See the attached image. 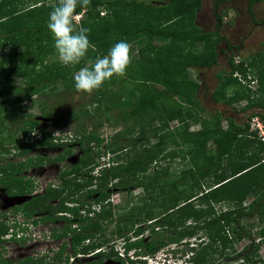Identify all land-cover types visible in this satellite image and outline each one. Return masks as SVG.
<instances>
[{
	"label": "trees",
	"instance_id": "trees-1",
	"mask_svg": "<svg viewBox=\"0 0 264 264\" xmlns=\"http://www.w3.org/2000/svg\"><path fill=\"white\" fill-rule=\"evenodd\" d=\"M135 1H141L138 3L139 7L149 16L151 15L152 24L141 26L139 32L130 34L131 24L127 20L131 17L119 14L118 11L114 12V18L109 14V22H102L101 25L92 19L87 25L88 21L85 22L84 18L81 25L90 29L89 39L95 46L94 50L90 49L80 64L69 66V72L52 70L51 73L49 72V76H43L40 79L34 78L35 69L29 67L28 64L31 60H34L36 66L44 63L43 61L52 48L47 45H54L53 35L47 27L49 17L46 16V12H51L58 0H54L52 4L38 2L41 4L27 10H17L14 8V3L7 6L8 0H3L0 3V41L2 43L0 57L3 55L7 59V66L0 61V69H4L3 72L7 70L0 76V154L11 153L10 149L6 147L9 142L2 135L6 131L5 123L8 120L7 117L11 116L10 113L14 115V120L21 118L22 123L19 128L22 136L14 142L13 146L15 147L13 153L15 157L29 155L38 146L63 147L67 145L60 137L53 136L49 130H39L40 126L43 125L46 128L58 126L69 117L75 121L80 118L85 121L86 118L91 117L88 108H82L81 116L72 110H67L63 115L59 114L61 111H57L55 113L57 117H52V112L44 104L39 103L42 117L49 119L40 124L32 114L24 113L26 110L24 111L23 106H20L22 102L30 101L33 96L45 94L47 89L55 85H61L63 90L62 92L52 91V96L60 97L64 92L67 94L78 92L75 89L73 75L82 67L91 68L97 57L102 58L107 55L111 47L120 41L130 43L142 36H147L149 40L153 37L168 40L161 48L162 50L151 45L147 46L143 50L142 56L136 60V65L132 68H128V66L126 74L123 77H118L122 82H117L119 79L114 76L94 94V101L99 105L94 112H100L101 116L99 115V117L103 115L105 121L112 120L115 125L124 124V130L116 132L112 136L113 139L120 140L121 136L129 137V134L132 133L136 134L137 139H131L127 144L117 143V145L110 146V144H104V138L96 129L87 130L80 124L77 134L74 136V142L81 147L83 154L78 157L77 164L71 170L60 173L59 185H56L55 188L49 187L44 194L32 196L21 205L15 206L14 213H20L25 218L32 219L34 223H37L38 218H40L39 221L53 223L64 220L65 224L61 233L55 237L59 239L68 237L70 252L73 255L93 252L112 243L110 238L100 236L101 233H105L103 226L111 224L117 215L111 207V189L118 192H130V188L133 187L142 189L148 194L159 180L164 179L162 175H159L161 169L168 168L165 166L151 176H136L137 173L147 171L143 166L155 162L166 148L193 144V149L186 152L183 158L187 157L194 165L182 171L165 192L162 190L164 197L159 202L151 204L148 202L149 198L148 203L145 202L139 207H131L129 211L119 215L118 219L115 218L116 226L112 232L113 236L124 241L126 250L135 249L142 255L149 256L154 255L168 244H183L181 242L185 238L193 237L197 230H202L206 233V237L200 238V242L190 248L192 256L189 259V264H223V259L230 262L229 264H264V259L258 255L259 242H255V238H258L260 243H264V226L256 227L264 222V164L262 163L264 142L248 136V123L237 124L231 117L227 118L228 126L223 130L220 126L223 116L221 113L216 115V121L202 120L200 130L189 131L188 123L196 116L194 107L198 106L197 92L200 85L197 81L189 78L187 72L197 68L211 67L217 63L216 46L223 40L219 33L223 22L217 17L216 30L212 34L202 32L195 24L193 15L201 7V0H168L166 4L151 2V0H148L150 2L147 0H91L87 8L78 6L76 11L79 14L85 10L84 16L87 14L91 18L99 19V8L110 11L122 4H124L123 6L135 5ZM214 1L215 5H218L226 0ZM263 1L248 0L247 11L253 24H264V16L257 24L258 21L252 11V6L255 3ZM2 16L4 17L2 18ZM9 18L10 20L6 22ZM34 32L41 33V38L35 39ZM113 37L115 38L113 39ZM7 41H11L13 47L4 53ZM41 42L46 44L48 51L40 46ZM197 46L204 50V54L198 55ZM227 48L233 49L229 43ZM223 51L221 50L219 53ZM86 60L89 61V66L86 65ZM48 66L45 67L49 70ZM253 66L254 64L251 62L233 64L230 72L224 73L225 81L220 84L223 90L212 94V99L216 103L223 102L229 106L245 100V110L256 109L251 115L259 116L264 122V99L259 98L254 101L249 93L250 90L237 91L238 89H234L238 86L246 87V85L242 86L236 77H233L234 72L238 71L245 77V69ZM263 72L264 69L258 70L255 72L257 75L253 77L258 82V91L261 96L264 94ZM18 80L21 81V85L17 84ZM114 86L117 88L113 89ZM157 86L161 89H158ZM227 86L237 92L228 96ZM180 98L185 102H181ZM31 102L35 103L33 99ZM60 102L61 100L58 102V106L61 104ZM115 110H117V114L113 116L112 113ZM175 120L179 122L178 125L169 128V123ZM82 123L84 124V122ZM154 123H158V125L154 127ZM32 132H36L35 136L40 134V139H30ZM151 137L157 141L148 145ZM209 141L215 144V148L210 152L206 149ZM142 143H145L146 146L136 150ZM102 145L110 157L111 164L99 175L93 176L91 172L99 165L101 157L99 153ZM130 147L139 152L135 156L121 155ZM240 148L242 151L238 150ZM232 152L237 154L233 155ZM240 152L243 153L238 155ZM207 153L210 155L205 157ZM71 155L72 151L67 150L60 158L50 159L40 156L34 157V159L33 157L27 158L24 162H7L4 166L0 165V187L8 195H12V191L15 192L14 195L18 196L30 195L37 186L32 178L25 175L19 177L23 168L27 171L28 168L36 167L44 162L62 161ZM226 158L228 163L226 166H222ZM204 159L208 162L199 165L198 162ZM86 168L88 171L84 172ZM211 176L214 184L200 192L201 196L195 194L193 188L200 187L199 179L204 180ZM97 182L100 183L97 184ZM93 184L95 188L88 190L87 198H72L80 190L91 187ZM62 193L66 194L65 197L68 199L60 201L59 197ZM250 194L254 195V200L244 206V201ZM198 198L204 199L207 204L209 201H214V205L219 208V213L214 215L209 204L208 210L201 206H199L200 208L194 206L193 201ZM54 201L56 202L53 203ZM69 201L76 206L67 207L65 203ZM58 212L69 213L71 219L56 217ZM140 215L145 218L147 229H145L146 227L133 229L139 223ZM35 216L37 217L35 218ZM193 216L196 221L202 218L204 220L201 223L193 222L194 225L186 226L185 230H178L179 227L185 225L187 219ZM244 217H256L258 224H250L245 227L242 225ZM173 219L174 222H172ZM74 223L76 228H71ZM253 228H256L255 235H251ZM5 229H8L7 226L0 224V235H5ZM144 229L150 232L149 238L145 240ZM159 230L162 233L170 231V234L164 238ZM127 231H130L128 236L125 235ZM242 239L248 240L249 245L244 246L239 253H236L232 248L233 244ZM85 241L89 243L84 245ZM185 245L188 244L185 242ZM66 247L64 243L60 248L61 252ZM229 248L232 249V252H228ZM112 254V251L95 254L94 261L87 264H101L102 260L114 257ZM67 258L64 260L65 264H68ZM116 259L120 264H126V261L121 258ZM43 261L44 259L28 257L15 262L0 259V264H43ZM144 263L142 262V264Z\"/></svg>",
	"mask_w": 264,
	"mask_h": 264
},
{
	"label": "rangeland",
	"instance_id": "rangeland-1",
	"mask_svg": "<svg viewBox=\"0 0 264 264\" xmlns=\"http://www.w3.org/2000/svg\"><path fill=\"white\" fill-rule=\"evenodd\" d=\"M3 0H0V3H2ZM128 1V0H127ZM168 0H151V2L156 3H162L166 4ZM38 2H43L44 4H49L52 2L51 0H11L7 3V6H11L12 3H14V8L17 10L21 9H30L31 7H35ZM139 2L141 1H135V5L131 6H123L124 4L118 6L117 8H114L113 10L108 11L105 8H99L98 10L99 15L100 13H104L103 16L100 15L99 19L96 17L91 18L90 15L88 16L85 14V22L90 23L91 19L94 22H99L101 25L102 22H109L108 16L110 14L111 17L114 18L115 11H118L119 14H126L131 18H128V22H130L131 27H129V33L133 34L135 32H139V29L141 26H147L148 23L152 24V19H150V16L148 13L144 12L139 7ZM147 2H150L147 0ZM248 0H226L225 2H222L218 5H215L214 0H201V7L198 11H195L193 14V11H191V14L195 17V24L202 30V32H208L213 33L216 30L217 25V17L221 19V22H223V25L219 29V33L222 36L223 40L220 41L216 46V51L218 52V57H214L216 59V64L212 65L211 67H203V68H197L196 70H189L188 77L192 78L194 81H197L200 85L198 92H197V102L198 106L194 107L195 117L188 123L189 125V131L195 132L200 130L202 120H209V121H216V115L218 113H221L223 116L221 118L220 126L223 130L228 126L227 118L231 117L233 120L240 125H243L244 123H248V136L250 138H254L256 140H259L256 135H253L249 131V122L248 120L252 117L251 113L256 109H247L245 110L246 101L242 100L241 102H236L233 104V106H229L223 102L216 103L212 99V94H216L217 92H221L223 88L221 89V82L225 81L224 73H229L231 70V66L236 64V61L243 62L242 59H244L245 63L247 64L249 62L253 63L254 66L249 69H245V73H248V75L253 78L255 75H257L255 72L258 70L264 69V24L260 25L259 21L264 16V1L255 3L252 6V11L254 13L255 19L258 21L256 25L253 24L248 11ZM7 8V7H6ZM46 12V11H45ZM50 12H46V16L49 17ZM4 16H2L3 18ZM5 20V19H2ZM10 20L7 19L6 22ZM106 20V21H104ZM1 22V20H0ZM34 23L32 22V25ZM102 28V26H101ZM35 33V32H34ZM103 33V28H102ZM35 39L41 38V33H35L34 35ZM115 37H113L114 39ZM152 42V43H151ZM168 42L166 39L153 37V39L149 40L147 36H142L137 38L136 40H132L129 44L131 45V63L128 65V68H132L136 65V60L142 56L143 50L149 45H151L154 48H158L162 50L161 48ZM7 45L4 53L8 52L11 47H13V43L11 41L5 42ZM230 44L233 49L229 50L227 48V44ZM0 41V45H1ZM39 48H43L44 50L48 51V47H52L50 49V53L48 56H46V59L43 61L44 63H40L36 66L34 60H31L28 64L29 67H32L35 69L34 71V78L40 79L43 76H49L51 71L53 70H60L62 71H68L70 70L69 66H64L58 59V55L56 53V50L54 48V45H47L44 44V42H41V47L37 45ZM34 48V47H33ZM224 50L222 53H219V51ZM152 52V51H151ZM197 52L198 55L204 54V50L200 46H197ZM211 54V53H210ZM205 57V55H203ZM32 58V57H30ZM201 60L202 57H200ZM0 61L3 65L7 66V59L1 55ZM232 61L233 63H231ZM56 64V65H54ZM89 61L86 60V65L89 66ZM48 66L49 70L46 69L45 66ZM4 69H0V76L6 73L3 72ZM32 72V71H31ZM30 72V74H31ZM50 72V73H49ZM74 76V75H73ZM264 76V72H263ZM1 78V77H0ZM118 78V77H117ZM119 81L122 82L121 78H118ZM1 83V79H0ZM19 85H21V81L18 80ZM244 86V85H242ZM245 87V86H244ZM117 88V86H114L113 89ZM158 89H161V87L157 86ZM227 95L236 93L237 91H242V89H248L250 90L249 93L252 98L255 100H259V98L264 99L263 96L260 95V91H258L259 85L258 82L249 83L245 88H234L238 89L235 91L232 87L227 86ZM61 85H55L52 88H49L46 90L45 94H42L41 96H33L35 99V103H32L30 101H24L20 106H23L24 113L27 115L32 114L35 119L39 120L40 124L47 122L49 119H46L45 117H42V113L39 107L40 104H44L46 108H48L49 111H51L53 114L52 117H57L55 114L57 111H61L62 114L67 110H72L77 115L81 116V111L85 109L90 110V118H86L84 121L83 118L76 119V121L72 118L65 119L60 125L46 128L43 125L40 126L39 130H49L51 134L55 136H61L66 137L70 139L68 143H66V146L63 147H47V146H38L35 147V149L29 153V155H26L24 157L20 156H14V142L21 138L22 133L20 131L21 126V118L13 119L14 115L12 113L11 116H8V120L5 123L6 131L4 132L3 137L7 139L9 142L6 144V147L10 149V154H0V165H6L7 162H24L27 158L34 157L38 158L42 156L43 158L47 157L50 159H54L55 157L60 158L63 156L67 150L72 151V156H70L67 159L59 161H52L53 163L48 164L44 162L43 164H39L34 169H31L26 171V175L33 178L35 182H37V188L42 187L41 183L49 180H53L52 178L54 176H58V174L61 172V170L70 167V165L75 164L78 157L82 153L81 147L74 142V136L77 134L78 126L82 124L84 128H87V130L96 129L97 132L104 138V144H110V146L117 145V143H124L127 144L131 139H137L135 137L136 134L132 133L129 134V137L121 136L120 140L113 139V135L120 131L122 132L124 130V124L115 125L112 123V120L105 121L104 117L101 116L100 112H94L96 108H98V104L96 101H94V94L96 93V90L92 94L84 93V92H69L68 94L64 92V94L58 96H52V91H58L62 92ZM215 92V93H214ZM219 95V94H218ZM63 98V99H62ZM61 100V104L58 106V102ZM181 102H185L184 99H179ZM38 102V105H37ZM43 105V106H44ZM83 108V109H82ZM256 108V107H255ZM260 112H263V110H260ZM264 113V112H263ZM113 116L117 114V110L112 113ZM74 115V113H73ZM25 118V117H24ZM74 118V117H73ZM84 122V124L82 123ZM98 123H100L98 125ZM178 121H172L169 123V128H173L176 125H178ZM158 123H154V127L157 126ZM157 139L151 137L148 141V145H151L155 143ZM102 145L100 147V163L103 164L106 163L108 158L106 151ZM146 146L145 143H142L138 145V148L136 150H140V148H143ZM132 147L129 148L128 151H123L121 155L129 154L128 156H135L138 152L136 150H132ZM215 148V144L212 141L207 142L206 149L213 150ZM193 149V144L191 145H184V146H171L169 148H166L155 160V162H152L151 164H148L147 166L144 165L143 168L147 171L144 173H137L136 176H151L155 174L156 172L160 171L161 168L167 167L168 169H161V172L159 175H162L164 177L163 180H159L154 187L149 191L147 194L142 189L137 188H130V192L128 191H120L118 192L115 189H111L112 193L110 196L111 201V207L113 208V212L117 214L113 218V222L111 224H105L103 226V229H105V233H101L100 236L103 238H110L111 242L115 241V237L113 236V230L115 228V218L118 219L119 215L124 214L126 211H129L131 207H139L145 202H150L151 204L154 202H159L160 199L164 197L165 190L168 189L171 182H173L176 178L179 177L182 171L187 170L189 167L193 166L194 163L189 161V159L183 158V155ZM242 151V148L238 149ZM130 151V153H129ZM104 153V155H103ZM243 152H240L238 155H241ZM233 155H236L237 153L232 152ZM175 155V156H174ZM210 154L207 153L206 156ZM122 159V158H121ZM124 161V159H122ZM227 161V158H226ZM223 161L222 166H226L227 162ZM157 162V164H155ZM198 162V161H197ZM206 161L205 159L203 161L198 162L199 165L204 164ZM45 176V178L42 180H38L40 177ZM96 183V182H95ZM100 182H97V184ZM200 187H194L193 191L194 193L198 194V196H201L200 192H203L208 189V186H211L214 184L212 176L210 178H206L204 180L199 179ZM109 187V186H108ZM95 188V187H93ZM182 188V187H180ZM187 189H189L187 187ZM3 188L0 187V224H5L7 226V230L5 229L4 233L5 235H0V257L5 259H10L12 262L22 260L25 258H36V259H44L43 264H65L64 260L66 257L69 258L71 255L70 252V245H69V238L65 237L62 239H59L55 237L57 234H60L62 231V227L64 224H62L60 221L57 223L53 222H43L39 221L40 218L37 219V223H34L32 219H27L20 213H14V208L17 205H21L23 202H26L31 195L33 194H25L24 196H18L14 195L15 192L12 191V195H8L7 193H4L2 191ZM162 190L164 192H162ZM205 193V192H204ZM79 193H76L72 198H77ZM150 196V197H149ZM60 201L64 199H68L65 197V195H61L59 197ZM254 200V195L250 194L245 199L244 206H247L250 202ZM56 202V201H54ZM147 202V203H148ZM214 202V201H213ZM209 201L208 204L211 206V210L214 212V215L219 213V208L214 205V203ZM68 204V203H66ZM158 204V203H157ZM156 204V205H157ZM194 206L197 208H204L205 210H208V204L205 202L204 199L198 198L197 200L193 201ZM235 205V204H234ZM155 206V205H153ZM225 207V206H224ZM12 217H14L15 223L12 224L11 220ZM37 216H35L36 218ZM43 217V216H42ZM142 215H140V220L137 225L133 227L135 228H144L146 227V222L144 221L145 218ZM34 219V218H33ZM204 219H198L197 221L194 220V216L187 219L184 226H181L178 228V230H185L186 226H193V222L201 223ZM175 220L173 219L172 222ZM143 224V225H141ZM250 224H258V220L256 217L252 218H243L242 219V225L247 227ZM264 226V222L262 224L256 225V227H262ZM147 229V227L145 228ZM144 229V240L148 239L150 236V232L148 230ZM159 232L162 233L161 230ZM256 228L251 229V235H255ZM132 233V232H131ZM127 236L130 234V231H127L125 235ZM164 238L170 234V231L163 232L162 233ZM206 237V233L202 230H197L195 235L193 237L185 238L184 241L181 243H187L188 246L184 244H168L170 248H175L178 250L180 254L186 255L188 252V248L190 246H194L198 243L200 238ZM157 239V238H154ZM65 242L67 244V247L63 252H61V243ZM206 241V240H205ZM255 242L259 244V251L258 255L260 258L264 259V243H260L258 238H255ZM87 244V242H85ZM122 240L117 241L115 245L114 252H117V256L122 258L123 260H126L122 255V249H121ZM249 242L246 239H242L238 242H235L233 244V249L236 251V253H239L244 246H248ZM109 247H107L108 249ZM166 247L164 248V250ZM55 252H57V255H55ZM109 252H111L109 250ZM228 252H232V249L229 248ZM191 255L190 253H188ZM113 255V254H112ZM154 257V256H153ZM95 256L85 258L83 261L81 260H75L78 264H84V263H90L94 261ZM118 260L115 257H110L104 259L102 264H118ZM223 264H229L226 259H223Z\"/></svg>",
	"mask_w": 264,
	"mask_h": 264
},
{
	"label": "clouds",
	"instance_id": "clouds-1",
	"mask_svg": "<svg viewBox=\"0 0 264 264\" xmlns=\"http://www.w3.org/2000/svg\"><path fill=\"white\" fill-rule=\"evenodd\" d=\"M90 2L91 0H58L57 5L53 7V10L49 14V21H48L47 27L53 35L54 48L58 55V59L64 66H76L80 64V62L86 57L89 50L90 49L94 50L95 46L91 43L89 39L90 29L87 27H83L81 25V18L83 17L85 10H83L79 14H77V11H76L78 6L82 8H87L90 5ZM131 59H132L131 45L129 43L125 41H120L114 44L109 50L107 55H104L102 58L97 57L95 59L91 68L82 67L79 69L78 72L74 74L75 89L78 92L92 94L95 90H98L99 88H101L106 81L110 80L114 76L123 77L126 74V69L128 65L131 63ZM242 61L245 63L244 59H242ZM235 63H236L235 65H238L241 62L236 61ZM233 77H236L242 83V85H246V86L249 85V83H253L256 81V79L251 78L248 75V73H245V77H244L238 71L234 72ZM246 80H248L249 82L247 83ZM33 99L35 98L33 97ZM35 135H36V132H32L30 139H35V138L40 139V134L38 136H35ZM57 137H60L63 143H68L69 141H71L70 139L66 137H61V136H57ZM100 158H99V165H97L94 168L95 169L94 173H92L93 176L99 175V173L102 170L108 168L111 164L109 161V158H110L109 155L107 156L108 160L106 163L104 162L103 164H101ZM48 164H51V163H48ZM69 168L70 167H68L67 169ZM65 170L66 169H63L61 170V172ZM60 173L58 174V176H54L52 178L53 180H49V181L47 180L43 183V185L41 183L42 187L40 188L36 187L34 191L31 193L33 194L31 195V197L36 196V194L37 196L40 195L43 188L44 189H47L49 187L55 188L56 185H59ZM44 178L45 176H42L38 180H41V179L43 180ZM35 183L37 186V182ZM51 185H54V186H51ZM67 203L68 204L65 203L67 207L73 208L76 206V204L70 203V201ZM56 217L71 219V215L67 212H58L56 214ZM11 222L12 224L15 223L14 217H12ZM54 223H57V222H54ZM71 228H76V224L75 223L72 224ZM117 241L119 240L116 239L114 242H112L109 245L110 247L108 249L106 247H102V248L94 250L93 252L90 251L86 254H77V255L71 254L69 258H67L68 264H78L77 262H75V260L83 261V259L85 258L87 259L89 257L95 256V254H98L100 252H109V250L113 252L115 258H120L117 256V252H114V249H115L114 244ZM85 242H87V244L89 243L88 241H85ZM85 242H84V245H87L85 244ZM199 242L200 240L198 241V243ZM64 243L65 242L63 241L61 243V246ZM123 243L124 241L122 240V244H121L122 255H124L123 256L124 258L126 255V260H123L122 258L121 259L123 261H126V264H141L140 260H143L144 258L149 259V261L144 264H189V259L192 256L191 251L188 252L191 255L187 253L186 255H183V256L182 255L176 256V251L178 250L175 248H170L169 246L168 247L165 246L166 247L165 250H164L165 248L164 247L160 249L154 255H149V256L142 255L141 253H139V251L135 249L126 250ZM195 246L196 245L190 246V248L195 247ZM55 254H57V252H55ZM0 259L10 260V259H5L1 257Z\"/></svg>",
	"mask_w": 264,
	"mask_h": 264
},
{
	"label": "flooded vegetation",
	"instance_id": "flooded-vegetation-1",
	"mask_svg": "<svg viewBox=\"0 0 264 264\" xmlns=\"http://www.w3.org/2000/svg\"><path fill=\"white\" fill-rule=\"evenodd\" d=\"M83 153H81V155H82ZM80 155V156H81ZM72 156V155H71ZM79 156V157H80ZM70 156H68L67 158H69ZM66 158V159H67ZM79 160L77 159V161H76V163L75 164H77V162H78ZM75 164H72V165H70V168L69 169H67V168H65L66 170H71L74 166H75ZM31 169H34V167H31ZM28 170H30V168H28ZM27 170V171H28ZM95 170V169H94ZM94 170H92V172L91 173H94ZM86 171H88V168H86V169H84V172H86ZM27 176L26 175V171L24 170V168L22 169V172L19 174V177L20 176ZM28 178H29V176H27ZM95 182V181H94ZM51 186H54V185H51ZM93 187H95V185L93 184V186H91V187H86V188H83L82 190H80V192H79V195H78V197H80V199L81 198H87V196H86V193L88 192V190L89 189H91V188H93ZM2 191H4V189L2 190ZM46 192V189H42V192H41V194H44ZM4 193H5V191H4ZM37 195V194H36ZM62 196L63 195H66V194H61ZM61 222L62 224H65V221L64 220H58L57 222ZM64 226V225H63ZM172 244H177V243H172ZM184 245H185V243H183ZM186 246H188V245H186ZM105 247L107 248V247H110L109 246V244H107V245H105ZM188 251H190V248H188ZM179 255H182V254H180L178 251H176V256H179ZM95 259V258H94ZM104 260H102V262H103ZM102 264V263H101ZM118 264H120V262H118Z\"/></svg>",
	"mask_w": 264,
	"mask_h": 264
},
{
	"label": "built area",
	"instance_id": "built-area-1",
	"mask_svg": "<svg viewBox=\"0 0 264 264\" xmlns=\"http://www.w3.org/2000/svg\"><path fill=\"white\" fill-rule=\"evenodd\" d=\"M100 15H104V13H100ZM249 131L255 134L260 141L264 142V122L259 116H252L249 119ZM262 162L264 163V159Z\"/></svg>",
	"mask_w": 264,
	"mask_h": 264
},
{
	"label": "bare ground",
	"instance_id": "bare-ground-1",
	"mask_svg": "<svg viewBox=\"0 0 264 264\" xmlns=\"http://www.w3.org/2000/svg\"><path fill=\"white\" fill-rule=\"evenodd\" d=\"M149 261V259H147V258H144L143 260H140V263L142 264V262L144 263H146V262H148Z\"/></svg>",
	"mask_w": 264,
	"mask_h": 264
},
{
	"label": "crops",
	"instance_id": "crops-1",
	"mask_svg": "<svg viewBox=\"0 0 264 264\" xmlns=\"http://www.w3.org/2000/svg\"><path fill=\"white\" fill-rule=\"evenodd\" d=\"M52 2H50L51 4L53 3L54 0H51ZM41 3H38L37 5H40ZM84 19V15L83 17L81 18V21Z\"/></svg>",
	"mask_w": 264,
	"mask_h": 264
}]
</instances>
